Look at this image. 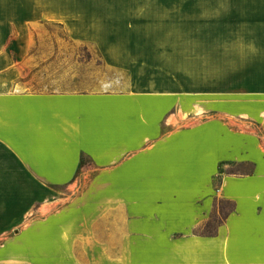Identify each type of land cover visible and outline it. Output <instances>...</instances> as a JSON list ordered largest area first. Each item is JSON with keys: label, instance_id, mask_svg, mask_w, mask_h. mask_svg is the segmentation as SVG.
<instances>
[{"label": "rangeland", "instance_id": "obj_1", "mask_svg": "<svg viewBox=\"0 0 264 264\" xmlns=\"http://www.w3.org/2000/svg\"><path fill=\"white\" fill-rule=\"evenodd\" d=\"M115 3L0 8V113L15 107L2 97L21 92H163L169 97V114L180 112L179 100L190 97L199 100V108L184 104L185 119L195 111L233 116L237 103L224 100L237 101L261 90L250 85L264 54L261 0ZM170 97L177 102L171 103ZM95 114L88 113L84 122L98 124L96 130L104 132L107 121L97 120ZM5 117L0 119L4 123ZM61 118L40 113L35 128L53 121L68 123ZM98 138L104 141L94 144V152L109 148V136ZM81 167L76 179L65 184L0 179V264H201L189 247H159L162 235L149 224H137L145 216L144 207L135 206L128 215L124 201L112 199L121 197L124 185L115 186L109 176H101V168L86 153ZM249 169L247 163L221 166L230 173ZM219 183L216 175V193ZM217 204L219 214L210 220L214 226L232 207L224 201ZM116 208L119 216L112 214ZM128 218L135 224L127 226ZM208 229L197 234L212 233Z\"/></svg>", "mask_w": 264, "mask_h": 264}, {"label": "crops", "instance_id": "obj_2", "mask_svg": "<svg viewBox=\"0 0 264 264\" xmlns=\"http://www.w3.org/2000/svg\"><path fill=\"white\" fill-rule=\"evenodd\" d=\"M115 2L0 0V8L112 7ZM259 4L264 7V0ZM261 46L264 49V42ZM260 63L250 85L261 90L223 101L237 103L229 108L233 116L195 111L187 113V121L184 104L199 100L180 99L181 111L169 114V97L163 92L4 96L15 107L0 113V119L6 116V123L0 120V179L70 183L86 153L101 168V176H109L115 186L124 185L121 197L112 199L123 200L128 215L135 206L144 207L145 216L137 224H149L162 235L159 247H189L201 264H264V54ZM175 98L170 97L171 103ZM92 111L97 120L107 121L104 132L96 130L98 124L84 122ZM40 113H55L68 123L53 121L46 129L35 128ZM99 136H109L105 142L110 145L94 152V144L104 141ZM244 163L250 165L245 172L221 170ZM219 201L232 207L214 226L210 220L219 214ZM112 214L119 216L118 208ZM129 224L135 220L128 218ZM209 226L212 233L197 234Z\"/></svg>", "mask_w": 264, "mask_h": 264}]
</instances>
